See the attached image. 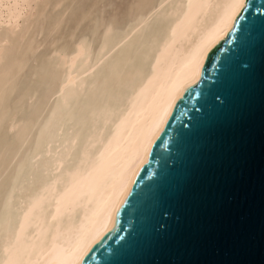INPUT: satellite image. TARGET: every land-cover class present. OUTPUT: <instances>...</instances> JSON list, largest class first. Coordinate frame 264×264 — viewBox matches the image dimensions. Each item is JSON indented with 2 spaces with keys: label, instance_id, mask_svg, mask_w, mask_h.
Returning <instances> with one entry per match:
<instances>
[{
  "label": "bare ground",
  "instance_id": "bare-ground-1",
  "mask_svg": "<svg viewBox=\"0 0 264 264\" xmlns=\"http://www.w3.org/2000/svg\"><path fill=\"white\" fill-rule=\"evenodd\" d=\"M245 0H0V264H83Z\"/></svg>",
  "mask_w": 264,
  "mask_h": 264
},
{
  "label": "water",
  "instance_id": "water-1",
  "mask_svg": "<svg viewBox=\"0 0 264 264\" xmlns=\"http://www.w3.org/2000/svg\"><path fill=\"white\" fill-rule=\"evenodd\" d=\"M83 264H264V0H245Z\"/></svg>",
  "mask_w": 264,
  "mask_h": 264
}]
</instances>
